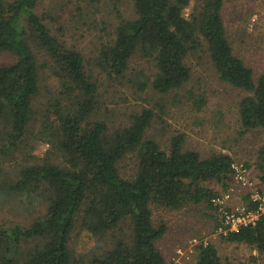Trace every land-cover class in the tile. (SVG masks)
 <instances>
[{
  "label": "trees",
  "instance_id": "1",
  "mask_svg": "<svg viewBox=\"0 0 264 264\" xmlns=\"http://www.w3.org/2000/svg\"><path fill=\"white\" fill-rule=\"evenodd\" d=\"M132 1L135 18L120 21L114 41L100 53L99 65L108 76L122 77L137 52L155 65L151 89L167 94L189 80L188 55L205 50L218 79L247 93L238 103L241 127L264 128V73L255 78L234 54L225 34L222 0ZM37 3L0 0V54L16 56L14 63L0 66V125L9 150L17 149L39 93L38 66L28 43L32 40L54 62L62 91L70 98L68 106L59 101L52 106L54 121L44 138L57 149L63 164L45 161L20 168L15 182L0 186L3 198L6 190L42 188L46 205L45 213L27 226L0 222V264H82L83 256L75 258L69 247L81 211V228L97 239L124 221L131 224L128 240L115 238L111 248L92 256L88 264H167L156 247L166 227L153 225L150 203L171 210L209 205L215 193L203 183L227 179L234 160L227 154L202 158L197 151L183 150L181 135L172 138L167 152L155 141L143 140L154 116L148 109L112 134L105 122L91 121L98 103L97 84L85 72L81 54L50 35L35 12ZM127 154H135L137 160L131 179L121 177L117 168ZM255 168L264 184V144L257 151ZM221 237L264 256V218ZM196 264H220L213 244L199 246Z\"/></svg>",
  "mask_w": 264,
  "mask_h": 264
},
{
  "label": "rangeland",
  "instance_id": "2",
  "mask_svg": "<svg viewBox=\"0 0 264 264\" xmlns=\"http://www.w3.org/2000/svg\"><path fill=\"white\" fill-rule=\"evenodd\" d=\"M221 16L227 40L233 52L249 67L254 77L264 73V0H222ZM50 35L66 48L77 50L85 72L97 84V109L91 121H103L108 133L121 130L142 110H151L153 119L143 134V140H153L168 151L174 136L183 137V150L197 151L202 158L227 154L232 160L248 164L254 185L264 189L255 168L257 151L264 144V128L244 130L239 122L238 103L246 92L218 79L206 51L189 54L186 65L189 80L179 89L160 94L150 87L156 73L154 63L135 53L122 77L111 78L99 65L101 51L111 45L115 29L122 20H132L135 12L132 0H38L36 9ZM185 12H189L188 9ZM38 66L39 93L32 100L33 116L27 133L17 149L9 150L0 125V186L5 188L18 179L20 168L49 161L63 164L60 154L45 136L54 121L53 105L59 101L68 106L70 98L62 91L58 70L52 59L28 41ZM16 56L0 54V66L14 63ZM137 82L146 83L144 89ZM199 100L200 104L193 102ZM49 127V129H48ZM136 156L127 154L117 165L119 174L131 179L136 173ZM215 194L235 190L228 176L222 181L203 183ZM43 189L7 192L0 196V222L29 225L45 213ZM236 200L244 201L243 191H236ZM31 196V198H29ZM84 208V207H83ZM154 226L164 224L163 236L156 247L167 264H196L200 244H213L220 264H264V256L245 244L228 243L219 233L217 217L211 206L187 204L171 210L150 203ZM70 234L69 247L75 258L88 264L92 256L111 248L115 238L128 240L131 224L124 221L97 239L81 228L80 217ZM196 239V243L192 240ZM180 251V253H178ZM253 257L255 259H253Z\"/></svg>",
  "mask_w": 264,
  "mask_h": 264
},
{
  "label": "built area",
  "instance_id": "3",
  "mask_svg": "<svg viewBox=\"0 0 264 264\" xmlns=\"http://www.w3.org/2000/svg\"><path fill=\"white\" fill-rule=\"evenodd\" d=\"M229 168V176L235 184V190L243 191L246 199L236 202V193L232 189L210 198L209 205L219 221L218 231L223 236L238 232L244 227L254 226L258 220L264 218V189L254 185L251 178L252 169L240 161H232ZM192 243H196V239H193ZM207 244L203 242L200 245Z\"/></svg>",
  "mask_w": 264,
  "mask_h": 264
},
{
  "label": "crops",
  "instance_id": "4",
  "mask_svg": "<svg viewBox=\"0 0 264 264\" xmlns=\"http://www.w3.org/2000/svg\"><path fill=\"white\" fill-rule=\"evenodd\" d=\"M236 202H238V200H235Z\"/></svg>",
  "mask_w": 264,
  "mask_h": 264
}]
</instances>
